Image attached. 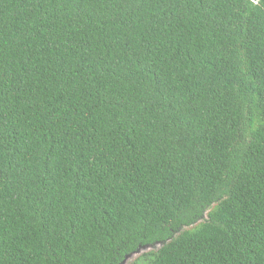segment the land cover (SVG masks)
I'll use <instances>...</instances> for the list:
<instances>
[{
  "label": "trees",
  "instance_id": "1",
  "mask_svg": "<svg viewBox=\"0 0 264 264\" xmlns=\"http://www.w3.org/2000/svg\"><path fill=\"white\" fill-rule=\"evenodd\" d=\"M264 264V0H0V264Z\"/></svg>",
  "mask_w": 264,
  "mask_h": 264
},
{
  "label": "rangeland",
  "instance_id": "2",
  "mask_svg": "<svg viewBox=\"0 0 264 264\" xmlns=\"http://www.w3.org/2000/svg\"><path fill=\"white\" fill-rule=\"evenodd\" d=\"M162 244L161 243H156L154 245H152L151 247L149 248H144L142 250V252H146V251H150V250H156L157 248H159ZM142 254V253H141ZM141 254H134V255H131L130 257H128L125 261L124 264H132V262L137 258L139 257Z\"/></svg>",
  "mask_w": 264,
  "mask_h": 264
},
{
  "label": "water",
  "instance_id": "3",
  "mask_svg": "<svg viewBox=\"0 0 264 264\" xmlns=\"http://www.w3.org/2000/svg\"><path fill=\"white\" fill-rule=\"evenodd\" d=\"M152 245H154V244H147V245H143V246L139 247L137 251L132 252L131 254H129V255L124 259V261H123L122 264H124L125 261H126V259H127L128 257H130L131 255H134V254H138V255H139V254L143 253L142 250H143L144 248H149V247H151ZM146 252H147V251H146Z\"/></svg>",
  "mask_w": 264,
  "mask_h": 264
}]
</instances>
